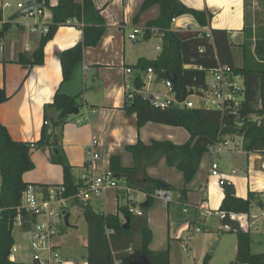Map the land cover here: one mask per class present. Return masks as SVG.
<instances>
[{"label":"trees","instance_id":"1","mask_svg":"<svg viewBox=\"0 0 264 264\" xmlns=\"http://www.w3.org/2000/svg\"><path fill=\"white\" fill-rule=\"evenodd\" d=\"M48 5V0H38ZM153 5L158 6V15L146 22L145 37L151 35V28H156L161 35V47L154 59L140 58L133 68L146 69L151 66L159 76L172 79L173 87L179 96L188 92L191 86L204 84L207 70L220 64L244 78L245 100L241 114L245 116L243 125L236 131L242 135V148L245 151L264 154V32L251 41V27H244L241 42L237 43L241 51L242 63L235 65L232 54L233 40L230 32L223 28H211V37L196 30L171 29L170 20L174 16L191 14L199 26L208 25L211 15L201 10L186 6L181 0H143L139 12ZM53 19L42 34L37 47L30 54L20 53L16 62L33 66L43 62V48L52 38L57 27L64 24L68 18L76 17L82 20L83 39L59 54L62 81L71 78L76 65L82 59L83 49L96 46L105 31L104 19L92 0H58L53 6ZM10 22L3 24L1 35L9 28ZM253 44V46H252ZM190 65V67H186ZM195 66V67H194ZM201 66L202 68H197ZM8 95L0 86V104L6 101ZM80 94L69 96L56 93L50 103L59 111L57 119L49 131L43 127L38 146L43 150L53 147L49 161L62 168V182L53 185L32 184L47 195L49 188L63 185L69 194L76 189L77 183L71 174V164L58 148L59 142L50 141L55 137L54 129L62 126L69 110L79 106ZM127 114H135L137 129L147 122L160 123L184 128L189 137L182 143L169 139H151L145 142L138 138L134 143L124 146L130 154L132 164H122L118 154L111 155L108 168L123 176L130 187H135L147 195L141 203L144 210L141 215L132 214L129 207L119 206L115 213H100L93 210L89 202L82 203V214L86 221V262L87 264H129L131 260L145 253L152 264H169V248L149 249L151 233L148 228L145 212L152 205L149 195L161 188V180L150 176L147 167L163 160L167 165L178 169L183 177L181 196L187 191V185L194 179L202 157L208 152V147L215 142L218 132L233 127L231 117H221L219 112L197 108L188 109H155L146 100L136 99L124 105ZM251 114L260 116V122L247 119ZM225 130V129H224ZM223 130V131H224ZM31 147L28 143L14 140L6 126L0 121V264H37L17 262L9 258L10 249L14 244L12 231L17 218H21L22 229L27 230L30 222L35 219L31 214L19 208L23 190L29 185L22 178L24 172L32 170ZM171 188V186H168ZM254 195L250 192L246 198L235 195L233 186H224L223 197L218 208L225 213H249ZM120 214L122 217H120ZM124 218H128L127 226H123ZM138 238H135V235ZM236 254L228 264H264V251L253 253L250 249L251 238L248 231L236 232ZM205 264V263H202Z\"/></svg>","mask_w":264,"mask_h":264},{"label":"crops","instance_id":"2","mask_svg":"<svg viewBox=\"0 0 264 264\" xmlns=\"http://www.w3.org/2000/svg\"><path fill=\"white\" fill-rule=\"evenodd\" d=\"M4 1H11L14 4L16 2L26 4L30 1L35 6H40L42 8V16L38 19L42 20L44 27H48L52 22L53 12L51 8L58 3V0H48V5H43V3H39L38 0H0V15ZM181 1L190 8L201 10L211 15L208 25L200 27L226 29L230 32V37L233 41L234 38L238 37L239 42H241L244 35V27H251V41L253 44L258 32L260 34L264 32V0ZM92 2L104 19L105 31L100 42L96 46L83 49L82 59L76 65L71 78L67 81H62L59 54L61 51L82 41L83 27L76 24L59 25L52 38H50L44 45L42 64L33 66L23 65L16 62L17 57L20 53L30 54L33 52L38 45L41 35L46 32L39 33L30 31L29 24L32 21L12 23L8 20L10 26L3 35H1L2 27L0 28V42L3 44V48L0 50V86L4 87L6 94L8 95L7 100L0 104V121L6 126L10 136L14 140L34 144V146L31 147V159L34 163V168L24 172L22 175L23 180L30 185H53L62 182L61 166L49 161V154L53 147H48L43 150L37 143L41 137L43 127H47L50 131L52 123L58 117L59 111L50 105L56 93H62L69 96L80 94L79 106L75 107L78 108V113L74 114L68 112L65 123L62 126L55 127V137L50 139V141L56 140L59 142L58 148L71 164V174L75 182L79 180L80 176L75 174V169L82 173L84 170V164L90 159L87 150L92 138H96L98 141V144L94 149L100 155V160L97 161V168L99 171L108 168L109 158L111 155L117 154L115 153L117 147H121L125 140H133L131 131L132 128H134L133 125H135V114H127L124 110V105L128 104L124 97L125 86L129 83L133 85L134 75L141 74L142 69L133 68L132 66L135 65L140 58L151 59L141 53L133 63H126L125 54H119L118 45L120 44V35L123 33L126 26H131L133 29L136 27L140 28L138 34L144 31L145 35L147 30L146 22L154 19L158 15V6L153 5L150 8L139 12L143 0H92ZM12 8L15 9L13 13L20 10L16 9L15 5L11 8L4 9ZM25 14L22 16H25ZM192 18L195 19L191 14L179 16L180 22L186 21L189 23V19ZM197 26L199 25L197 24ZM154 33L155 32H151V35ZM232 33H235V36H232ZM97 46H99L97 53H106L103 63L102 61L100 62V59L94 52L96 51L95 48ZM101 65H104L106 67L105 70L109 71L113 69L112 67L119 68V85L112 86L109 89L106 87L107 83L104 78V72L101 71V69H103L100 68ZM125 67H131L134 70L133 74L129 77L124 73ZM99 81L105 86L102 90L103 92L101 91V87H95L97 85L100 86V84H98ZM88 85L89 87H87ZM96 89H98L97 93ZM96 95L104 100V106H102V108L98 109L95 104H92L94 102L91 100H95L94 98ZM82 108H85L86 117H84L83 121H86V123L83 124V121L78 118L75 125L71 120L74 116L79 114ZM130 116L131 118L133 117L134 120L133 118L131 120ZM120 125L123 128L122 130L118 129ZM135 141L136 140L127 142L126 144L134 143ZM126 144H124V146ZM36 148L39 153L33 151ZM223 153L226 154L224 162L220 161L222 153L216 156V160L218 162L220 178L224 180V184L220 185L219 178L209 174L210 159V162H206L194 177V179L197 177L196 182L191 181L187 185L188 188L184 196H181L180 193L182 187L177 189L179 190V203L188 202L187 197L190 185L191 188L198 186L199 189H201V195L198 202L203 200L208 210V217L211 210L209 204L210 200L205 196L209 187L210 192L216 191L214 198L212 199L213 208L223 220L225 212L219 211L218 208L223 197L224 186L227 184L232 185L235 195L242 198H246L248 193L251 192L254 195V199L251 202L249 213H230V217L240 223L241 229L248 231L250 234L251 227L256 226L255 229L258 230L259 224H264V215H262V212H264V154L253 151L248 152L244 149L239 152ZM121 161L125 166L132 164V159L128 163L123 162L122 159ZM151 166L152 165L147 167V173L149 175L150 170L153 168ZM118 179H120V182H123L122 184L126 183L123 180L122 175L121 178ZM120 182L119 184H121ZM166 184L168 190H175L172 187L168 188V186L171 185L168 183ZM131 188L135 189L133 192H143L138 188ZM119 192L122 193L121 195L127 194L122 191ZM119 195L120 194L116 192V199ZM127 198L128 195L126 199ZM90 201L91 200L88 201L89 204ZM143 202H145V200ZM141 203L136 202L134 198L132 202L127 199L125 204H117L115 211L112 213H115L119 206L124 205L128 207L132 205L133 207H139L142 210ZM75 205L79 206L82 212L81 203H75L69 207ZM69 207L66 210V213L69 214L68 220L70 217ZM106 212L107 211L102 210L100 213L106 214ZM142 212L144 213V210H142ZM131 213L137 215L136 213ZM184 213H188V211ZM145 214L147 215L148 228L151 233L152 231L149 227V209ZM259 215L263 218H259ZM168 216L169 213L167 210V218ZM253 216L256 217L254 218ZM120 217H122L121 214ZM207 217L203 223L207 220ZM122 219L125 223L126 220L124 218ZM260 228L261 229L257 234H261L264 238V229L261 226ZM186 229V224H183L180 229V238L182 237V232ZM21 230L25 234V230L22 228ZM228 230L234 232L231 229ZM149 249L159 250L150 247ZM86 255L87 249L86 253L79 257L75 255L64 256L63 254V264H87Z\"/></svg>","mask_w":264,"mask_h":264},{"label":"built area","instance_id":"3","mask_svg":"<svg viewBox=\"0 0 264 264\" xmlns=\"http://www.w3.org/2000/svg\"><path fill=\"white\" fill-rule=\"evenodd\" d=\"M14 5L16 9H21L26 4L22 2H16L14 4L11 1H4L1 7L0 28L8 21L3 17V9L11 8ZM25 16L34 19L29 24L30 31L39 33L47 32V27H44L42 20L38 19L42 16V8L40 6L33 4L32 9L26 12ZM64 24L84 26L83 21L76 17L68 18ZM170 28L173 30H196L204 33L205 36L211 37V28L193 27L186 21L180 22L179 16L171 18ZM150 31L158 32L156 28H151ZM139 32L140 28H134L129 38L134 39ZM231 35L235 36V33ZM2 48L3 44L0 42V50ZM186 67H190V65H186ZM197 68L201 69L202 67L198 66ZM133 71L131 67L124 68V73L128 77L133 74ZM160 84L164 86V92L157 91V86ZM124 97L126 101L130 102H134L136 99L146 100L155 109L197 108L217 111L224 118L231 117L233 127L225 128L224 126V131L220 129L217 139L208 147V152L211 154L209 174L219 178L220 185L224 184V180L220 178L216 156L223 152H239L243 149L242 135L236 131L243 125L245 119V116L241 114L245 100V85L242 75L234 73L227 65L218 63L216 67L207 70L203 85L191 86L185 95L179 96L173 87L170 77L163 78L158 75L153 67L148 66L146 69L141 70V74L134 75L133 85L129 89L125 86ZM247 119L260 122L261 117L251 114ZM97 144V139L92 138L87 150L90 159L84 164V170L80 174L79 180L76 182V189L73 192L67 194L66 188L63 185L49 188L47 195H44L40 189H36L30 184L23 190L19 208L35 217L30 222L29 228L24 231L28 240V249L26 251L31 254L32 261L37 264L64 263L59 249L52 243V237L59 233L60 223L64 221V215L70 205L88 202L92 198L102 196L109 189L125 191L127 194L135 191L134 188H131L126 183L120 185V179L115 176L116 173L111 169L98 170L97 161L100 160V155L94 149ZM29 146L33 147L34 144L31 143ZM141 193L143 198H146L148 195L145 192ZM149 195L152 198L156 197L163 200L165 204L174 202V196L167 188H159ZM127 199L130 202L133 201L131 196H128ZM182 204H184L182 208L183 212L189 210L194 212L190 220L191 225H189L192 227V232L186 235L185 238L181 237L184 241L182 249L188 251L190 249L188 243L195 233L201 231V226L208 215V210L203 200L195 204L186 202ZM129 211L137 215L142 214V210L139 207L136 208L132 205L129 206ZM262 215H264V212H262ZM253 217L255 218L256 216ZM16 224L22 228L21 218H17ZM19 249V245H12L9 255L11 260L14 259L13 254Z\"/></svg>","mask_w":264,"mask_h":264},{"label":"rangeland","instance_id":"4","mask_svg":"<svg viewBox=\"0 0 264 264\" xmlns=\"http://www.w3.org/2000/svg\"><path fill=\"white\" fill-rule=\"evenodd\" d=\"M14 11V8L3 9L4 19L7 21L8 17ZM33 20V18H26L25 16H20L19 18H16L14 21L11 22L24 23ZM189 23L193 27H196L198 24L197 21L193 18L189 19ZM132 32L133 28L131 26H126L123 33H121L120 35V44L118 45V49L120 55L122 53L125 54V62L133 63L138 57V55H141V53L149 59H154L159 53L161 47L160 33L155 32L150 37L146 38L144 35V31H142L140 34L137 35L135 39L132 40L129 38V35ZM233 42L234 45L232 46V54L234 64L240 65L241 53L239 47L237 46V43L239 42L238 37L234 38ZM98 48L99 46L95 48L96 51L94 52L96 56L100 59V62L102 61L103 63L104 56L106 55V53H97L99 50ZM100 68H103L101 69V71L104 72V78L107 83L106 87H108V89L112 86L119 85L120 82L118 81V78L120 77V71L118 67H112L113 69L110 71L105 70L106 67L104 65H101ZM100 81L98 82L100 86L97 85L95 87H101L102 91L105 86L102 85V82ZM87 87H89V85ZM130 87V83L126 85L127 89H129ZM164 90L165 88L162 84L157 86L158 92H164ZM97 92L98 89H96V93ZM94 99L95 100H91L94 102L92 104H95L98 109L104 106V100H102L100 96L96 95ZM127 103L130 104L131 102L127 101ZM84 117H86V112L85 108H82L79 114L74 116L71 121L74 122V124L76 125V120L80 118L83 121ZM132 118L130 116L131 120ZM85 123L86 121H83V124ZM133 126L134 128H132L131 131V135L133 138L132 141L137 140L138 138L143 141H150L151 139H169L175 143H182L189 136L188 132L182 127H174L160 123H145L139 129H137L135 125ZM118 129L122 130L123 128L120 125ZM132 141L125 140L122 146L117 147L115 150V153L120 155L123 162L128 163L131 160L130 154L127 153L124 149V144ZM33 151L39 153L37 148ZM225 158L226 154L222 153L220 161L224 162ZM210 159L211 154L209 152H206L205 155L202 157L198 171L200 170V168L203 167L206 162H210ZM151 167H153L150 170V175L152 177L160 179L161 182L168 183L175 190L171 191L174 196V202H171L169 204H165L163 200H160L156 197L152 198V205L149 208V227L152 231L149 247L154 249H164L168 247L170 253L169 264H228L230 261H232L236 253L237 235L235 232H231L230 230H228L230 229V227L222 223V218L213 208L212 199L214 198V194L216 193V191L210 192V189L208 187L205 197L210 200V202L208 201L211 209L210 215L207 217V220L202 224L201 231L199 233H196L195 236L192 237L191 241L188 243V246L191 248L188 251H184L182 249L184 241L179 237L181 233L180 229L183 224H186L188 230H184L181 234L184 238L186 237V235L192 232V227L189 225H191L190 219L194 212L192 210H189L188 213H184L181 210L184 204L179 203V190L177 189L182 187L183 185L182 174L178 169L173 166L167 165L163 160L158 161ZM75 174L80 175L81 173L79 172V170L75 169ZM196 178L192 181L196 182ZM120 183V185H123V182ZM189 187L190 190L188 191L187 203L198 202L201 195V189H199L198 186H196L195 188H191L190 185ZM116 192L120 194L117 199ZM121 194L122 193H120L119 191L107 190L105 195L103 194L100 197H95L98 199L92 198L90 201V206L96 212H101L102 210H105L107 211L106 213H112L115 211L117 204L123 205L126 203L127 195L134 198L135 201L138 203H141L146 200V198L142 197V193L140 191L133 192L131 194ZM167 210L169 213L168 218ZM69 213L70 217L68 220V226L64 223V221L60 223L61 231H59V233L52 237V243L59 249L61 255H75L79 257L86 253V221L80 210V207L77 205L69 207ZM259 218L263 217L259 215ZM260 226L264 229V224H259L258 230L255 229L256 226L250 228V235L252 238V244H250V249L253 253L264 251V238L261 234H257V232L261 229ZM13 236L15 238L14 244L20 246V250L16 251L13 254L14 261L30 263L32 261V257L31 254L26 251L28 249V240L17 224H15L13 228ZM135 238H138L137 234L135 235Z\"/></svg>","mask_w":264,"mask_h":264},{"label":"water","instance_id":"5","mask_svg":"<svg viewBox=\"0 0 264 264\" xmlns=\"http://www.w3.org/2000/svg\"><path fill=\"white\" fill-rule=\"evenodd\" d=\"M32 7H33V4L30 1H28L26 3V5H25L24 8H22V9L16 11L15 13H13L8 18V20L9 21H13L16 18H19L20 16L24 15L26 12H28L29 10H31ZM69 113H74V114L78 113V108H74L72 110H69ZM115 176L117 178H121V175L120 174H117L116 173ZM160 187L161 188H166L167 187V184L164 183V182H161L160 183ZM68 216H69V214L68 213H65V215H64V223L66 225H68ZM127 221H128V218H126V222L123 224L124 227L127 226ZM222 222L225 225L229 226L230 229L232 231H234V232H238V231L241 230L240 223L237 220H234L233 218H231L230 217V213H224ZM129 264H152V263L150 262L148 256L145 253H142L138 258H136L134 260H131L129 262Z\"/></svg>","mask_w":264,"mask_h":264}]
</instances>
